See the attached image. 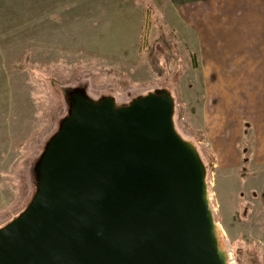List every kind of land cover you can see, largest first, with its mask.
I'll list each match as a JSON object with an SVG mask.
<instances>
[{
    "label": "rangeland",
    "instance_id": "374dc122",
    "mask_svg": "<svg viewBox=\"0 0 264 264\" xmlns=\"http://www.w3.org/2000/svg\"><path fill=\"white\" fill-rule=\"evenodd\" d=\"M156 94L205 165L226 263L264 264V0H0V230L80 100Z\"/></svg>",
    "mask_w": 264,
    "mask_h": 264
},
{
    "label": "water",
    "instance_id": "95a60500",
    "mask_svg": "<svg viewBox=\"0 0 264 264\" xmlns=\"http://www.w3.org/2000/svg\"><path fill=\"white\" fill-rule=\"evenodd\" d=\"M173 101L80 100L42 159L38 190L0 230V264H227L205 165Z\"/></svg>",
    "mask_w": 264,
    "mask_h": 264
},
{
    "label": "trees",
    "instance_id": "16d2710c",
    "mask_svg": "<svg viewBox=\"0 0 264 264\" xmlns=\"http://www.w3.org/2000/svg\"><path fill=\"white\" fill-rule=\"evenodd\" d=\"M149 28H150V23L149 22H146L145 24V32L147 33L149 31ZM249 143V142H247ZM250 152H251V148L249 146V144L246 146V151L244 153V156L242 158V175L243 176H246V172L248 170V164H249V161H250Z\"/></svg>",
    "mask_w": 264,
    "mask_h": 264
},
{
    "label": "bare ground",
    "instance_id": "6f19581e",
    "mask_svg": "<svg viewBox=\"0 0 264 264\" xmlns=\"http://www.w3.org/2000/svg\"><path fill=\"white\" fill-rule=\"evenodd\" d=\"M228 264V263H227Z\"/></svg>",
    "mask_w": 264,
    "mask_h": 264
}]
</instances>
